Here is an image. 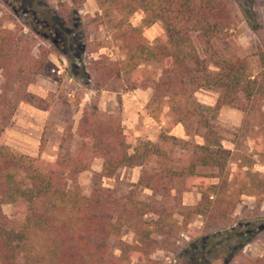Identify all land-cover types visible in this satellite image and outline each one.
Listing matches in <instances>:
<instances>
[{"label":"trees","instance_id":"1","mask_svg":"<svg viewBox=\"0 0 264 264\" xmlns=\"http://www.w3.org/2000/svg\"><path fill=\"white\" fill-rule=\"evenodd\" d=\"M96 1L100 13L94 20L108 24L121 55L89 61L78 69L80 74L91 79L96 92L116 79L131 90L150 86L151 101L166 100L174 121L183 123L185 133L199 136L201 142L188 140V158L175 164L160 141L144 139L132 146L120 115L96 104L87 106L77 122L80 141L75 153H62L59 145L56 158L50 160L40 152L37 156L15 152L0 141V264H128L134 257L146 264H264V252L252 257L243 252L254 238L264 248V226L252 235L248 231L252 225L242 229L243 222L231 215L241 195L264 193V174L240 165L229 177L232 150L222 144L215 124L218 110L225 105L244 113L240 131L248 130L253 114H264V79L251 73L245 58L219 57L212 50L214 39L236 25L227 0ZM11 2L0 0V11L10 8ZM238 7L245 21L252 19L253 54L263 65L264 20L255 7ZM137 10L142 17L135 25L131 18ZM67 14L61 10L65 26L70 27ZM157 21L162 32L149 42L144 28ZM13 25L0 23V117L11 115L19 102L33 103L38 98L26 87L52 52L41 43L44 37L35 25L20 18ZM83 30L85 51L92 41ZM199 45L205 48L203 56ZM67 55L75 58L70 51ZM149 63L160 65L157 78L140 73L141 66ZM199 87L217 92L214 106L195 99ZM260 124L263 149L257 154L264 163V121ZM170 139L176 140L165 136L161 142ZM93 158L101 164L95 177L111 176L121 167H141L138 179L126 182L120 194L96 182L84 194L76 175L89 169ZM202 168L211 171H199ZM191 184L198 186L200 197L195 204H183L180 193ZM144 189L159 199L139 197ZM8 203L20 204L16 218L4 213L2 206ZM148 213L151 219L145 218ZM195 216L203 218L199 227L192 226ZM127 225L132 242L119 240V254L110 257L109 239ZM155 249H165L171 257L157 263L150 257Z\"/></svg>","mask_w":264,"mask_h":264},{"label":"rangeland","instance_id":"2","mask_svg":"<svg viewBox=\"0 0 264 264\" xmlns=\"http://www.w3.org/2000/svg\"><path fill=\"white\" fill-rule=\"evenodd\" d=\"M12 1L10 8L0 11V23L8 28H13V21L16 18L35 25L36 30L44 38L43 43L47 49L52 50L41 71L33 81L27 85V90L38 98L29 103L36 111L37 128L34 131L20 130L15 128L14 115L21 101L17 104L11 115L0 117V141L4 142L11 149L18 153H24V148L34 146L42 157L53 160L56 158L59 145H62V153L70 151L75 153L79 147L80 138L76 135L77 122L87 106L96 104L100 109L108 113H118L121 117V124L124 132L128 135L132 146L140 140L148 139L153 142L160 141V144L169 150L175 164L186 161L191 147L187 141L195 140L201 142L199 136H175V125L183 123L175 122L166 104V100L160 103L151 101V92L143 94L141 89L148 87H137L133 90L125 88L124 81L116 79L105 82L101 90L96 92L91 86L93 82L80 74L82 67L89 65V61L98 60L101 57L116 59L120 56L117 41L109 34V27L106 23H97L94 20L100 10L96 0H6ZM231 12L235 15L236 25L228 30L226 35L217 36L214 39L212 50L219 57H243L247 60L251 73H259L260 79H264V64L262 65L254 52V35L249 27L252 19L245 21L239 12L238 4L243 9L255 7L264 20V0H227ZM66 10L67 17L71 19L72 25L65 26L61 10ZM71 9V10H70ZM71 15V16H70ZM142 12L137 10L131 20L133 24H139ZM251 21V22H250ZM92 41L84 45V30ZM162 32V25L159 21L144 28V36L149 42ZM97 43H102L96 49ZM200 55H204L203 46L199 45ZM204 49V50H203ZM75 53V58H70L67 52ZM144 78H157L160 74L158 63L143 64L141 72ZM143 78V79H144ZM3 76L0 72V91ZM139 90L137 106L132 105L134 98L129 95ZM195 99L208 106H214L217 99V92L212 88L199 87L194 92ZM244 113L235 107L222 106L216 115L215 124L220 129L222 144L232 150V155L227 164L229 177L244 165L264 174V163L258 157L257 152L263 149L261 139L260 123L264 121V114L255 113L251 116V124L248 130L240 131ZM25 118V117H24ZM173 136L168 143H162L161 138ZM39 154V153H38ZM29 155V154H28ZM37 156V155H36ZM141 167H121L111 176H97L95 172L101 171V164L98 158L90 161V168L79 172L76 175L77 183L84 194H89L94 183L105 188L115 189L117 194L123 193L126 182H134L140 174ZM202 172H209L210 169H199ZM208 181H216L213 177L205 178ZM139 197L149 199L158 198L159 195L149 189L139 191ZM183 204L192 205L199 199L198 186H191L180 193ZM4 213L11 218H16L21 210L18 203H8L2 206ZM231 215L238 221H242L241 228L256 235L258 229L264 226V193L259 195L243 194L239 197L238 203L231 211ZM152 214L148 213L145 218L151 219ZM241 219V220H240ZM203 222L202 216H195L192 221L193 227H199ZM132 242L133 233L129 225L124 226L118 236L109 239L110 249L108 255L115 257L119 254L118 241ZM243 252L247 256H259L264 248L259 239L254 238L248 242ZM150 257L155 262L168 261L171 254L165 249H155ZM128 264H146L140 258H132ZM213 264H219L214 262Z\"/></svg>","mask_w":264,"mask_h":264},{"label":"crops","instance_id":"3","mask_svg":"<svg viewBox=\"0 0 264 264\" xmlns=\"http://www.w3.org/2000/svg\"><path fill=\"white\" fill-rule=\"evenodd\" d=\"M141 92L143 94H149L151 92L150 87L146 88V89H141ZM140 91L139 90H135L133 91L132 94H130L129 96L131 98H134L132 101V105L135 107L138 104H140L138 102V98L140 95ZM36 111H38L34 106H32L29 103H20L19 107L17 108L15 115H14V120H15V128L18 129V134L20 135V130H24V131H34V128H37V123H35L33 120H37L36 118ZM25 117V118H24ZM185 132L182 128V125L176 124L175 125V136H184ZM24 150V153L29 154L31 156H36L39 153L38 147H34L31 146L30 148H28L27 146H25L24 148H22ZM138 179V178H137Z\"/></svg>","mask_w":264,"mask_h":264}]
</instances>
